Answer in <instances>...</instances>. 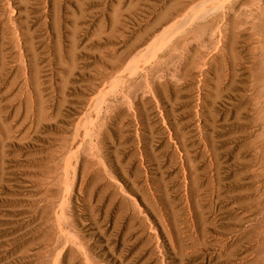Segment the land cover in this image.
<instances>
[{
    "label": "rangeland",
    "instance_id": "rangeland-1",
    "mask_svg": "<svg viewBox=\"0 0 264 264\" xmlns=\"http://www.w3.org/2000/svg\"><path fill=\"white\" fill-rule=\"evenodd\" d=\"M0 264H264V0H0Z\"/></svg>",
    "mask_w": 264,
    "mask_h": 264
},
{
    "label": "bare ground",
    "instance_id": "bare-ground-1",
    "mask_svg": "<svg viewBox=\"0 0 264 264\" xmlns=\"http://www.w3.org/2000/svg\"><path fill=\"white\" fill-rule=\"evenodd\" d=\"M206 11V10H205ZM204 10H201V11H199V12H197V13H195L193 16H194V18H202L203 16L201 15L203 12H205ZM204 14V13H203ZM178 27L179 26H177V29H178ZM174 28V27H173ZM172 28V30L170 29L168 32H167V34L165 35V37L162 39V41L159 43L160 45H162V44H164V43H166L167 41H168V39H169V37L173 34V32H174V30H176V29H173ZM158 42V41H157ZM167 44V43H166ZM162 48V47H161ZM150 50V49H149ZM152 53V49L148 52V54L146 55V56H144L143 57V60L145 59V58H148V56H151L150 54ZM150 58V57H149ZM142 60V61H143ZM145 61V60H144ZM143 61V62H144Z\"/></svg>",
    "mask_w": 264,
    "mask_h": 264
}]
</instances>
